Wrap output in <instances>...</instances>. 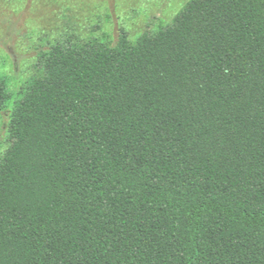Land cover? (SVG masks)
Here are the masks:
<instances>
[{
	"label": "trees",
	"instance_id": "16d2710c",
	"mask_svg": "<svg viewBox=\"0 0 264 264\" xmlns=\"http://www.w3.org/2000/svg\"><path fill=\"white\" fill-rule=\"evenodd\" d=\"M36 65L0 156V264H264V0H190Z\"/></svg>",
	"mask_w": 264,
	"mask_h": 264
},
{
	"label": "rangeland",
	"instance_id": "374dc122",
	"mask_svg": "<svg viewBox=\"0 0 264 264\" xmlns=\"http://www.w3.org/2000/svg\"><path fill=\"white\" fill-rule=\"evenodd\" d=\"M190 0H0V77L11 98L0 111V156L10 147L8 123L14 102L38 73L39 54L68 38H107L121 29L131 40L172 22Z\"/></svg>",
	"mask_w": 264,
	"mask_h": 264
}]
</instances>
